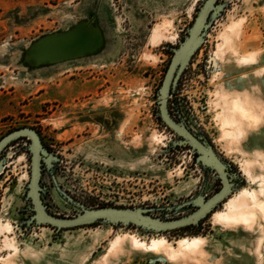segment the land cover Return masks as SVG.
<instances>
[{
  "label": "rangeland",
  "instance_id": "obj_1",
  "mask_svg": "<svg viewBox=\"0 0 264 264\" xmlns=\"http://www.w3.org/2000/svg\"><path fill=\"white\" fill-rule=\"evenodd\" d=\"M225 1L226 10L193 56L171 99L174 112H184L190 124L206 134L217 152L245 177L216 211L225 209L226 201L244 187L261 189L260 181L251 180L243 167L247 158L236 152L226 154L231 145L218 142L212 101L221 88L253 86L261 88L259 98H264V77L254 75L264 69V55L259 63L238 68L216 54L220 34L232 22H240L241 27L234 46L264 54V0ZM201 2L101 0L103 51L32 69L22 61L25 49L44 34L92 18L99 0H0V139L19 127L36 128L46 146L62 157L57 173L66 190L94 207H166L191 198L202 187L209 195L216 192L221 182L196 163L188 146L169 145L175 136L157 114V93L171 47L183 39ZM165 21L169 25L162 29L163 36L153 41L154 29ZM27 145V139H18L8 146L7 166L0 175V222L10 223L12 229L0 233V264L3 257L16 264H257V243L264 236L260 213L251 228L217 221L213 211L199 225L150 235L135 226L103 223L60 231L47 224L28 227L25 221L32 212L25 198L31 160ZM244 148L264 149V127L249 134ZM256 173L264 170L256 167ZM45 183L51 185V177L46 176ZM46 198L53 211L74 215L75 207L58 194L50 191ZM57 199L62 201L60 207ZM7 234L18 251L6 244ZM125 235L129 238L110 252L112 241ZM198 235L206 242L192 258L170 259L137 249L131 241V237L147 242L166 237L176 244L181 237Z\"/></svg>",
  "mask_w": 264,
  "mask_h": 264
},
{
  "label": "water",
  "instance_id": "obj_2",
  "mask_svg": "<svg viewBox=\"0 0 264 264\" xmlns=\"http://www.w3.org/2000/svg\"><path fill=\"white\" fill-rule=\"evenodd\" d=\"M99 0L92 18L82 19L69 29L44 34L34 40L23 54V63L29 68H40L72 59L96 55L106 45V34L99 23ZM228 3L225 0H202L192 24L187 28L178 45L172 46V56L157 93L158 116L165 128L171 130L175 138L169 145L173 148L189 147L192 155L196 154V163L204 170L220 179L222 187L207 196L202 190L181 203L166 207L155 206H90L75 198L62 179L58 176L57 166L62 157L52 151L44 143L40 132L31 126H23L5 134L0 139V175L8 162L6 154L8 146L15 140L27 139L26 149L31 154L30 180L27 184L26 200L30 202L28 210L32 214L25 221L28 227L43 224L55 227L57 231L76 228L95 223L116 226H135L144 235L160 234L173 229L200 222L221 205L233 192L240 188L233 178H244L238 170L229 171L233 167L216 150L214 144L201 130L195 129L190 121L171 107V99L178 93V86L185 70L190 66L193 56L206 42L209 32L223 15ZM52 179L51 185L45 183V177ZM52 191L62 200L75 207L72 216H60L51 212L45 203V197ZM187 208L193 210L178 217L174 215ZM157 210L167 211L165 214H154Z\"/></svg>",
  "mask_w": 264,
  "mask_h": 264
},
{
  "label": "bare ground",
  "instance_id": "obj_3",
  "mask_svg": "<svg viewBox=\"0 0 264 264\" xmlns=\"http://www.w3.org/2000/svg\"><path fill=\"white\" fill-rule=\"evenodd\" d=\"M242 23V22H241ZM169 25L168 22H163L161 25L156 26L153 32L152 39L156 41L161 36H163L162 29L166 28ZM169 30V29H168ZM166 32V31H165ZM241 27L240 22H232L229 24L225 30L220 34L221 41L218 44V49L216 50L217 56H220L222 47L234 46L235 39L240 36ZM170 34V33H168ZM167 34V35H168ZM173 34V33H172ZM174 35V34H173ZM172 37V36H171ZM175 37V36H174ZM170 38V36H169ZM236 47V46H234ZM229 144V143H228ZM226 144V145H228ZM230 146V145H229ZM231 147V146H230ZM228 148V147H227ZM243 167L245 168L246 173L248 174L251 180L255 182L260 181L261 189H251L249 187H244L238 192L237 195L230 197L225 205L226 208L223 210H217L214 213V218L217 221H221L228 224L241 225L244 228H251L255 222L256 218L260 213L264 217V174L256 173V165L251 160H244ZM260 216V217H262ZM262 217V218H263ZM11 229L10 223L0 222V233L4 232L3 230ZM12 230V229H11ZM129 235L124 237L119 236L111 243L110 252L116 250L117 247L123 242V240ZM135 236V235H134ZM260 236L257 243V248L264 247L260 244ZM129 238V237H128ZM132 246L135 248H145L158 254H164L171 258H186L194 257L195 255L201 253V247L205 244L206 239L203 236H184L177 240V243L174 244L166 237L153 238L150 242L141 240L137 237H131ZM193 241H197L196 245H193ZM6 244H9L14 248L15 251H18V246L16 245L14 239L10 238L8 234L5 236ZM131 244V243H130ZM3 264H16L10 257L2 258Z\"/></svg>",
  "mask_w": 264,
  "mask_h": 264
},
{
  "label": "clouds",
  "instance_id": "obj_4",
  "mask_svg": "<svg viewBox=\"0 0 264 264\" xmlns=\"http://www.w3.org/2000/svg\"><path fill=\"white\" fill-rule=\"evenodd\" d=\"M259 51L243 52L234 46H223L220 59H229L238 68L255 65L260 62ZM257 78L264 77V69L256 71ZM261 88L228 90L221 88L213 93L212 111L219 132L218 142L229 143L231 147L226 154L240 153L251 160L259 169L264 170V149H253L249 152L244 148L249 134L264 127V98H259ZM264 246V237L260 238ZM257 264H264L261 248L256 249Z\"/></svg>",
  "mask_w": 264,
  "mask_h": 264
},
{
  "label": "flooded vegetation",
  "instance_id": "obj_5",
  "mask_svg": "<svg viewBox=\"0 0 264 264\" xmlns=\"http://www.w3.org/2000/svg\"><path fill=\"white\" fill-rule=\"evenodd\" d=\"M196 155V154H195ZM229 171L231 172V173H234L236 170H234L233 168H229ZM220 182H221V180L220 179H218ZM233 181H234V183H235V185L237 186V185H239V183H240V178L239 177H234L233 178ZM222 187V182H221V186L217 189V190H219L220 188ZM203 190L205 191V187H203ZM207 194V193H206ZM212 195V194H211ZM211 195H209V194H207V196H211ZM58 200V199H57ZM45 203L48 205V208H49V210L51 211V212H53V213H55V214H57V215H60V216H69L68 214H65L64 212H62V211H53V209H52V207L50 206V202L47 200V198L45 197ZM57 203V206L58 207H60L61 205V203H62V201H57L56 202ZM58 203H60V204H58ZM50 226V225H49ZM52 227V226H51ZM54 229H55V227H53Z\"/></svg>",
  "mask_w": 264,
  "mask_h": 264
},
{
  "label": "snow or ice",
  "instance_id": "obj_6",
  "mask_svg": "<svg viewBox=\"0 0 264 264\" xmlns=\"http://www.w3.org/2000/svg\"><path fill=\"white\" fill-rule=\"evenodd\" d=\"M9 231H11V229H9ZM197 243V241H193V245H196Z\"/></svg>",
  "mask_w": 264,
  "mask_h": 264
},
{
  "label": "trees",
  "instance_id": "obj_7",
  "mask_svg": "<svg viewBox=\"0 0 264 264\" xmlns=\"http://www.w3.org/2000/svg\"><path fill=\"white\" fill-rule=\"evenodd\" d=\"M158 118H159V120L161 121V118H160L159 116H158ZM161 122H162V121H161ZM223 204H224V202H223ZM223 204H222V205H223ZM215 211H216V210H214V212H215Z\"/></svg>",
  "mask_w": 264,
  "mask_h": 264
}]
</instances>
